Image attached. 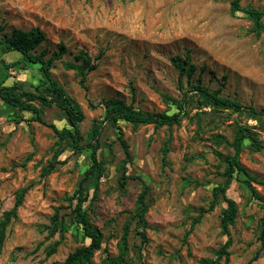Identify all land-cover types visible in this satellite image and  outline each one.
I'll list each match as a JSON object with an SVG mask.
<instances>
[{"label": "rangeland", "instance_id": "obj_1", "mask_svg": "<svg viewBox=\"0 0 264 264\" xmlns=\"http://www.w3.org/2000/svg\"><path fill=\"white\" fill-rule=\"evenodd\" d=\"M240 4L264 10V0H241ZM35 28L45 38L34 53L44 52L45 59H52V77L84 115L79 125L83 145L90 143L92 129L101 121L103 110L98 105L108 99H123L145 112L171 114L176 110L163 96L180 100L190 87L200 85L246 107L264 110V30L254 32L250 18L233 14L230 0H0V38L13 30ZM80 52L87 54L90 65H96L86 75L87 90L79 85L76 72L65 67V63L81 65ZM175 57L188 59L194 68L189 79L184 75L180 83L172 64ZM19 59V54L0 47V84L41 85L44 78L38 67L23 65ZM188 96L193 99L187 116L171 128L118 124L129 160L116 129L102 125L96 157L104 169L97 191L95 180L86 185L89 201L83 206L102 234L101 248L89 264H112L127 223L128 264H204L225 243L220 232L222 200L185 234L192 220L208 209L212 189L224 182L221 157L234 154L237 130L248 128L264 142V117L251 119L198 106L197 98L192 93ZM31 117L0 101V216L12 208L15 195L27 189L17 218L5 230L0 264H60L89 243L73 223L75 201L71 198L91 165L90 151L73 153L58 142L46 126L66 127L56 107L44 110L45 125ZM167 141L169 151L164 155ZM61 147L64 151L53 160ZM239 161L255 182L249 187L247 178L235 173L226 191L238 214L229 229V260L222 264H247L261 246L264 207L251 189L264 201V150L255 152L245 140ZM51 163L54 167L43 176ZM123 165L126 175L139 177L149 187L148 241L141 248L131 217L142 185L132 179L119 189ZM56 210L63 225L46 239V227ZM58 241L55 253L47 257ZM253 264H264V251Z\"/></svg>", "mask_w": 264, "mask_h": 264}, {"label": "trees", "instance_id": "obj_2", "mask_svg": "<svg viewBox=\"0 0 264 264\" xmlns=\"http://www.w3.org/2000/svg\"><path fill=\"white\" fill-rule=\"evenodd\" d=\"M241 0H230V10L233 14L242 13L253 21V30L256 33H260L264 30V10L254 9L251 7L243 8L240 4ZM44 34L38 29H31L28 32L21 30H13L9 36H3L0 38V47H4L7 52H15L20 55L19 63H23L26 66H37L39 72L44 78V82L37 86H28L26 88L22 83H14L10 86L0 84V101L5 106L13 109L16 113H29L31 121L37 122L41 125H45L42 115L44 110L56 107L64 115V121L66 127L58 129L55 125H46L49 127L54 136L58 139L59 143H65L68 149L73 153H80L82 150L90 151V167L84 172L83 177L80 179L77 185V189L74 192L71 200L75 201L72 209V220L77 228L82 231V238L89 241L87 245H83L73 252L67 255V257L60 264H89L95 254L99 251L102 245V234L93 227L90 218L88 217L84 204L89 201L88 190L86 185L95 180L94 192L97 191V184L102 177L104 164L96 157L99 149V138L101 135L102 125H108L115 128L117 131V141L119 142L122 150L125 154L126 160L130 159L128 152V146L123 140L122 130L119 128V123L123 122L130 124L133 128L139 126L151 125L154 128H162L178 125L181 120L187 116V106L192 101V97L188 96V93H192L196 97L198 106L210 107L220 111H230L240 115H245L251 119H257L264 117V110H257L252 107H246L235 100H230L219 96L218 92H210L208 89L195 85L190 87L188 93H183L180 100L173 99L168 96H163V101L175 108V112L171 114L167 113H151L145 112L133 107L132 104H127L123 99H108L103 100L98 105L102 108L103 114L99 124L95 125L91 132V141L86 145L81 143L79 125L84 120L83 113L77 109L73 103L67 97L63 87L56 81L51 73L50 66L52 59H45L44 52L35 54L36 48L44 41ZM63 46H60V52H64ZM79 58L82 59V63L79 66H75L71 63H65V67L72 69L79 76V85L87 90L85 86L86 75L88 72L93 71L96 65H90V58L86 53L80 52ZM172 64L178 71V82L180 83L183 76H187V80L194 72V68L189 64L188 59H181L175 57L172 59ZM15 65V64H12ZM18 65V63H16ZM92 108L95 106L90 105ZM247 140L250 142V146L255 152L264 150V142L257 139L256 134L250 131L248 128L240 127L233 139L232 147L234 154L225 158L221 157V161L225 164V170L223 172L224 182L221 185H217L212 189V200L207 210H202L198 217H195L189 230L186 232L185 237L193 230V228L200 222L202 215L212 211L218 202L222 200L225 203V207L220 212V228L221 234L226 237L225 243L216 251L214 259L206 261L204 264H222L227 263L229 260L228 248L231 244L230 239V227L235 223V219L238 214L236 203L226 197V191L228 190L232 177L235 173L244 175L247 178L246 184L250 187V182H255L252 175L245 169V167L239 161V155L241 151L242 143ZM168 142H166L163 154L165 155L169 151ZM109 145V149H111ZM64 147L54 152V159L56 160L64 151ZM55 163H51L50 166L42 171V175L46 176L50 173V170L54 167ZM122 173L118 179V187L123 190L129 180L136 179L141 182L142 189L139 192L136 200V208L132 219L135 221L137 230L136 234L140 238V248L147 244L146 229L148 228L145 214L149 209L147 202V196L149 193V187L139 177H130L126 175V169L123 165L121 167ZM27 192V189H21L14 199L13 206L10 210L2 212L0 216V247L5 241V230L12 220L17 218V210L23 203V198ZM254 198L262 202L264 207V201L251 189ZM95 195V193H94ZM129 224L124 226L121 236V243L119 244V253L116 259L112 261V264H128L126 257L128 253L127 235L129 232ZM63 222L58 218V210L50 219V225L46 227L48 235L46 239L53 237L61 228ZM261 242L260 249L252 256L247 264H253L258 260L264 251V221L261 223V234L259 237ZM59 241L48 250L47 257L55 253ZM141 250V249H140Z\"/></svg>", "mask_w": 264, "mask_h": 264}, {"label": "bare ground", "instance_id": "obj_3", "mask_svg": "<svg viewBox=\"0 0 264 264\" xmlns=\"http://www.w3.org/2000/svg\"><path fill=\"white\" fill-rule=\"evenodd\" d=\"M34 66V65H33Z\"/></svg>", "mask_w": 264, "mask_h": 264}]
</instances>
